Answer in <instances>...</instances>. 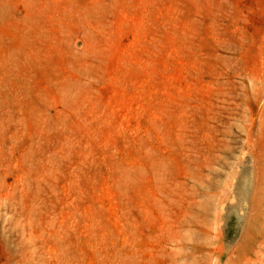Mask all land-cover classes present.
Listing matches in <instances>:
<instances>
[{
	"label": "rangeland",
	"instance_id": "1",
	"mask_svg": "<svg viewBox=\"0 0 264 264\" xmlns=\"http://www.w3.org/2000/svg\"><path fill=\"white\" fill-rule=\"evenodd\" d=\"M0 264H264V0H0Z\"/></svg>",
	"mask_w": 264,
	"mask_h": 264
}]
</instances>
